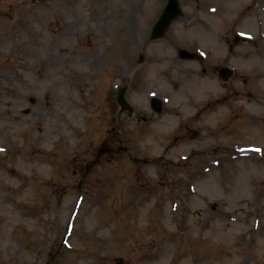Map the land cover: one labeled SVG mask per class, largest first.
<instances>
[{
  "label": "rangeland",
  "instance_id": "rangeland-1",
  "mask_svg": "<svg viewBox=\"0 0 264 264\" xmlns=\"http://www.w3.org/2000/svg\"><path fill=\"white\" fill-rule=\"evenodd\" d=\"M168 1L0 0V264H264V0Z\"/></svg>",
  "mask_w": 264,
  "mask_h": 264
},
{
  "label": "water",
  "instance_id": "water-1",
  "mask_svg": "<svg viewBox=\"0 0 264 264\" xmlns=\"http://www.w3.org/2000/svg\"><path fill=\"white\" fill-rule=\"evenodd\" d=\"M181 14V9L177 0H170L167 8L165 9L163 15L161 16L160 20L156 24L153 32V38L158 39L161 38L165 32L168 31L172 22L178 18ZM223 74L230 75L228 70H224ZM124 90L119 95L118 100L120 105L122 106L123 110L127 109V103L123 96Z\"/></svg>",
  "mask_w": 264,
  "mask_h": 264
},
{
  "label": "flooded vegetation",
  "instance_id": "flooded-vegetation-1",
  "mask_svg": "<svg viewBox=\"0 0 264 264\" xmlns=\"http://www.w3.org/2000/svg\"><path fill=\"white\" fill-rule=\"evenodd\" d=\"M196 55H194V57H195ZM191 57H192V55H191ZM254 201L257 203V205H258V202H259V198L258 197H256V199H254Z\"/></svg>",
  "mask_w": 264,
  "mask_h": 264
}]
</instances>
